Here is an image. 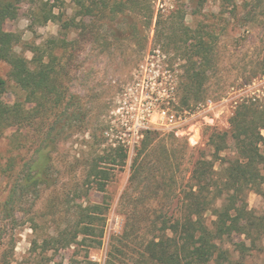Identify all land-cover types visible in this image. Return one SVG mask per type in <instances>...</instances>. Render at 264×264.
Segmentation results:
<instances>
[{"label": "rangeland", "instance_id": "1", "mask_svg": "<svg viewBox=\"0 0 264 264\" xmlns=\"http://www.w3.org/2000/svg\"><path fill=\"white\" fill-rule=\"evenodd\" d=\"M3 1L13 2L17 9L16 18L4 24V30L20 39L15 53L30 60L34 46L58 38L67 43L63 53L57 50L65 65L67 100L72 98L71 105L80 102L75 107L87 116L67 125L66 137L56 142L53 161L59 189L55 193L42 191L39 200L29 196L15 212L16 222L1 212L11 187L5 169L10 159L20 165L31 155V148L17 151L13 147L8 136L17 134L15 129L0 136V264H86L85 257L95 264H149L141 257L143 242L150 238L155 223L159 226L162 218L176 214L200 157L213 162L211 193L224 189L222 164L235 158L236 145L228 140L221 161L212 156L210 137L229 129L238 103L264 96V0H233L237 9L232 15L227 12L231 6H222L221 0H156L149 29L143 15L128 14L117 20L81 15L77 16V28L67 31H60L57 21L44 22V18L52 13L70 21L75 16L71 0ZM173 10L183 14L187 27L203 28L214 49L207 78L187 105L179 103L181 94L176 89L181 74L178 55L171 47L163 54L153 41L157 14H162L163 34L169 23L180 22L179 17L170 15ZM132 27L135 38L129 34ZM0 78L6 82L3 101H22L23 93L9 79V66L1 60ZM169 96L175 98L169 112L155 104L154 97ZM170 115L174 117L172 123L168 121ZM101 130L112 141L100 144L99 138L92 140L91 135L98 136ZM145 132L151 141L145 153L146 170L130 186V166ZM261 133L264 137V131ZM109 144L123 147L128 158L121 167L105 166L111 179L103 193L95 192L91 198L107 209L101 244L95 249L87 243L56 252L44 250L42 241L48 234L73 219L70 206L59 198L64 184L81 182L87 165L106 154ZM260 174V192L245 189L240 195L256 216L264 215V197L260 194L264 193V165ZM221 203L222 199H217L214 208ZM130 212L134 234L124 240V213ZM31 219L35 220V232ZM204 220L211 228L215 220L212 211L205 213ZM261 234L255 229L249 239L234 234L218 241L228 257L221 264H264Z\"/></svg>", "mask_w": 264, "mask_h": 264}, {"label": "trees", "instance_id": "2", "mask_svg": "<svg viewBox=\"0 0 264 264\" xmlns=\"http://www.w3.org/2000/svg\"><path fill=\"white\" fill-rule=\"evenodd\" d=\"M155 1L71 0L75 16L70 21H62L61 16L49 13L44 22L52 19L58 22L60 31H67L77 28V16L95 15L100 19L117 20L133 14L143 15L149 29L154 17ZM221 1L222 6H231L230 11L226 9L230 15L237 9L233 0ZM16 15L17 9L13 2L0 0V60L9 66V79L23 93L22 101L5 103L2 97L6 91V82L0 78V136L15 129L17 134L14 132L8 136L9 141L15 144L13 147L17 151H23L25 146L31 148V155L20 165L10 159L5 169L11 178V187L1 205V212L14 222L15 212L22 208V203L29 196L39 200L42 191L50 190L55 193L59 189L53 161L56 142L66 137L67 125L84 121L87 116L77 108V103L80 102L76 100L71 105L72 98L67 100L65 65L61 62L62 55L57 54V50L62 53L65 51L67 43L63 38H58L45 45L34 46L30 49V60L15 53L14 46L19 44L20 39L16 34L4 30V24L15 19ZM170 15L179 17L180 22L169 23V29L163 34L162 14H157L153 29L154 47L163 54H168L171 47V51L178 55L181 74L176 89L181 94L179 103L187 105L195 98L207 78L212 67L214 49L210 36L203 28L187 27L183 23V14H176V10L170 11ZM246 24L247 21L243 23L244 26ZM129 34L136 37L135 27L129 30ZM154 98L155 104H159L161 108H174V97ZM262 131L264 96L242 100L229 119V129L216 132L210 137L212 156L221 161L228 140L236 145L235 158L225 160L222 164L224 189L211 193L213 162L200 157L193 165L188 188L183 191L176 214L162 218L159 226L155 223L150 231V238L143 242L141 257L145 262L221 264L228 257L226 251L217 244L218 241L234 234L249 239L255 229H260L264 234V215H254L248 210L246 201L240 197L245 189L260 192V167L264 165ZM104 133L106 134L101 130L98 136L93 134L91 138H99L100 144L112 141L110 135L105 137ZM147 134L148 132L141 134L142 140L132 159L130 186L137 183L146 170L145 153L151 144V141H147ZM107 148L106 154L102 153L87 165L81 182L68 181L64 184L59 198L63 204L70 206L73 219L71 223L58 225L53 233L48 234L42 241L44 250L56 252L70 247L78 248L87 243L90 248L95 249L101 244L107 209L94 203L91 198L95 192L103 193L111 179L105 166L121 167L128 158L126 150L119 145L113 147L109 144ZM260 194L264 197V193ZM217 199H222V203L219 208H214ZM209 211L215 217L211 228L204 220L205 213ZM124 216L126 221L122 239L128 240L134 234L135 225L131 212L128 215L124 213ZM34 223L35 220L31 219V228L35 232ZM85 259L86 264H95L87 260V257Z\"/></svg>", "mask_w": 264, "mask_h": 264}, {"label": "built area", "instance_id": "3", "mask_svg": "<svg viewBox=\"0 0 264 264\" xmlns=\"http://www.w3.org/2000/svg\"><path fill=\"white\" fill-rule=\"evenodd\" d=\"M163 110V109H162ZM168 111V110H167ZM169 112V111H168ZM162 114H165V112L163 111ZM174 120V117L172 115H170V119H168V121L170 123H172V121Z\"/></svg>", "mask_w": 264, "mask_h": 264}]
</instances>
